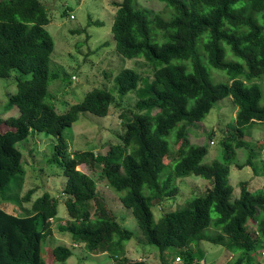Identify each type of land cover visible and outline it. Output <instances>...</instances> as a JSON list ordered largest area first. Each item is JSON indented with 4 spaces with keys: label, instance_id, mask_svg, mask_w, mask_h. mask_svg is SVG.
Wrapping results in <instances>:
<instances>
[{
    "label": "trees",
    "instance_id": "obj_1",
    "mask_svg": "<svg viewBox=\"0 0 264 264\" xmlns=\"http://www.w3.org/2000/svg\"><path fill=\"white\" fill-rule=\"evenodd\" d=\"M160 1L173 9L171 18L139 8L137 0L113 3L117 52L153 65V79L143 80L135 70L122 69L115 89L122 97L134 93L137 103L136 111L129 112L124 121L121 143L105 155L82 152L73 156L67 151L64 131L81 113L108 116L115 97L108 89H94L81 103L59 114L47 102L55 44L46 29L50 19L45 5L42 0L0 1V78H10L14 70L32 75L30 80L17 81V92L6 106V110L17 107L19 116L0 120V126L7 127L0 132V189H8L15 176L24 175L23 153L17 144L32 133H46L57 139L47 164L60 166L67 178L64 192L70 222L58 228L85 244L90 253L108 252L119 258L133 233L106 210L108 202L98 197V180L78 170L83 164L103 167L95 175L132 210L146 240L161 255L169 248L188 251L179 258L185 264H198L208 252L201 247L207 245L231 252L233 259L227 264H264V185L253 192L242 182L239 197H234L230 181L238 151L255 148L253 142L245 141L246 131L264 124V0ZM152 27L162 35L161 44L154 43ZM225 45L231 50L228 61ZM205 61L226 74L227 84L213 82ZM56 71L54 80L70 81L68 75ZM226 98L232 99L237 110L230 125L233 132L223 141L220 159L205 163L208 146L190 142L189 126L205 121ZM170 138L180 143L172 170L165 162L173 156ZM246 165L252 166V160L236 164L239 169ZM191 176L209 181L212 187L205 195L188 199L183 209L156 221L154 205L177 197V180ZM32 194V190L27 193L25 202H31ZM92 201L98 203L96 212L101 211L94 217ZM31 210V215L28 211L21 216L0 208V264H49L44 255L58 205L45 193L32 203ZM250 220L257 223L254 232L248 229ZM51 252L53 264H66L73 256L63 245ZM168 261L163 259L161 264Z\"/></svg>",
    "mask_w": 264,
    "mask_h": 264
},
{
    "label": "rangeland",
    "instance_id": "obj_2",
    "mask_svg": "<svg viewBox=\"0 0 264 264\" xmlns=\"http://www.w3.org/2000/svg\"><path fill=\"white\" fill-rule=\"evenodd\" d=\"M1 1V0H0ZM122 0H42L50 19L46 29L51 34L55 50L51 57L49 71L51 81L48 103L53 104L59 114H65L72 106L81 103L86 93L94 89H108L114 97V105L106 117L96 116L91 113H81L79 120L69 129L65 130L63 136L68 144L69 156L82 152H92L95 155H105L112 146L121 143L120 137L124 132V121L129 118V112L136 111L137 97L130 93L124 97L120 96L115 89V78L122 69H133L140 73L142 79H153V65L144 59H127L116 50V41L112 34V26L115 21L117 7L114 2ZM138 7L152 13H160L165 19L171 18L174 11L160 0H137ZM75 19H71V15ZM154 43L161 44L163 37L159 31L152 27ZM226 60H231L230 47L225 45ZM207 70L216 84H227V76L210 67L205 61ZM54 69L61 72V76L68 75L70 81L53 79ZM73 77H76L74 79ZM32 75H25L17 70L12 72L10 78H0V120L6 121L10 117H18L17 107L6 110L11 95L17 92L18 80H30ZM262 104H264V87ZM5 109V110H4ZM237 110L231 99L226 98L217 103L205 121L189 126V140L199 146H208L209 153L205 157V163H211L220 159L223 151V141L232 134L230 127L235 120ZM7 127L0 126V132H5ZM245 141H251L255 148L252 150H239L237 160L231 166L230 181L234 187V197H239L241 183L246 182L251 191H257L264 185V124L258 129L246 131ZM172 144L173 156L166 159V163L172 166L177 160L180 143L169 139ZM57 139L46 133H32L30 137L17 144V149L23 153L24 175L18 174L12 179L10 187L6 190L0 189V208L12 215L24 216L32 214V203L45 193L57 202L58 217L52 219L53 234L47 237L49 247L45 250V259L53 264L52 250L57 246H67L71 249L73 256L66 264H120L125 261H144L147 264H161L163 259H170L172 264H185L183 258L177 261L178 256L188 251H179L169 248L163 255L160 250L149 244L143 235L132 210L126 208L116 195L100 180L99 175L103 167L95 165L88 167L80 165L78 170L98 180V197L101 196L108 202L107 211L112 212V217L127 230L133 233L130 242L124 244V255L115 257L111 253H90L85 244L73 241L67 232H61L59 226H67L70 216L66 207L68 196H62L67 183L61 167L53 168L47 164L51 158ZM252 160L253 165H246L239 169L237 165L246 164ZM174 163V164H173ZM167 172L163 175L165 178ZM24 179V180H23ZM180 187L179 195L175 198L164 200L163 203L155 204L153 207L155 220L158 221L165 214L183 209L190 198L205 195L212 187L211 183L201 177L191 176L177 180ZM33 191L31 202H25L27 193ZM97 201L90 204L93 217L97 216ZM100 210V209H99ZM29 216V215H28ZM255 220L248 222V229L256 231ZM205 245V244H204ZM205 258L198 264H227L232 259V253L224 248L202 246ZM200 255V251H195ZM163 259H162V258ZM263 257V256H261ZM264 263V257L261 258Z\"/></svg>",
    "mask_w": 264,
    "mask_h": 264
},
{
    "label": "clouds",
    "instance_id": "obj_3",
    "mask_svg": "<svg viewBox=\"0 0 264 264\" xmlns=\"http://www.w3.org/2000/svg\"><path fill=\"white\" fill-rule=\"evenodd\" d=\"M116 14V13H115ZM72 16H74L73 14L71 15V19H72ZM74 19H75V16H74ZM74 79H76V77H73ZM224 83V82H223ZM230 99V98H229ZM232 100V99H231ZM189 134H190V132H189ZM192 144H194V143H192ZM196 145V144H195ZM67 194H65V192L62 194V196H66ZM122 203V202H121ZM52 221V219L50 220V222ZM119 223V222H118ZM121 225V224H120ZM123 227V226H122ZM106 253H108V252H106ZM262 255H263V257H264V251H262ZM162 258V257H161ZM181 260V258H179V256H178V258H177V261H180ZM135 261H137V260H134V262ZM144 262V261H143ZM170 262V261H169ZM170 264H172V263H170Z\"/></svg>",
    "mask_w": 264,
    "mask_h": 264
},
{
    "label": "built area",
    "instance_id": "obj_4",
    "mask_svg": "<svg viewBox=\"0 0 264 264\" xmlns=\"http://www.w3.org/2000/svg\"><path fill=\"white\" fill-rule=\"evenodd\" d=\"M72 19H74V16H72Z\"/></svg>",
    "mask_w": 264,
    "mask_h": 264
}]
</instances>
